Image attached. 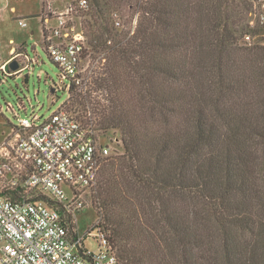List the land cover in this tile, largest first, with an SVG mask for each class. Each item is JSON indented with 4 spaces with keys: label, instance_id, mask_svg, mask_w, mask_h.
Listing matches in <instances>:
<instances>
[{
    "label": "trees",
    "instance_id": "1",
    "mask_svg": "<svg viewBox=\"0 0 264 264\" xmlns=\"http://www.w3.org/2000/svg\"><path fill=\"white\" fill-rule=\"evenodd\" d=\"M92 3V62L79 84L64 77L62 105L120 145L87 194L88 231L120 264H264V46L240 43L262 28L246 22L251 4ZM108 6L137 13L133 30Z\"/></svg>",
    "mask_w": 264,
    "mask_h": 264
},
{
    "label": "built area",
    "instance_id": "2",
    "mask_svg": "<svg viewBox=\"0 0 264 264\" xmlns=\"http://www.w3.org/2000/svg\"><path fill=\"white\" fill-rule=\"evenodd\" d=\"M54 1L42 0L43 43L61 75L79 84L86 38L74 15L89 1L58 0L61 11ZM248 2L263 25L264 0ZM244 39L251 44L250 34ZM14 117L10 136L0 143V264H120L107 237L96 228L81 236L76 218L103 164L119 152V137L110 139L111 149L102 132L80 124L63 105L40 123L35 115ZM88 237L97 243L94 252L85 245Z\"/></svg>",
    "mask_w": 264,
    "mask_h": 264
},
{
    "label": "rangeland",
    "instance_id": "3",
    "mask_svg": "<svg viewBox=\"0 0 264 264\" xmlns=\"http://www.w3.org/2000/svg\"><path fill=\"white\" fill-rule=\"evenodd\" d=\"M65 1V0H64ZM89 9L84 12H77L74 16V21L81 24L83 34L86 27L93 26L96 19L101 18V15L96 13L93 7L92 0H88ZM58 0L53 2V7L59 11L63 10V7L57 6ZM14 5L17 10L16 13L10 11L9 6ZM42 0H2L4 7L0 15V60L1 64L5 63V59L9 57L8 48L9 39H14L16 47H19L18 43L23 42L25 49V55L28 60H32L31 63H26L27 68L19 75L12 77L11 70H8V66L4 67L0 75V79L6 77L5 81L0 80V143H2L11 134V125L15 124L16 119L14 115L19 117H41L37 123H40L44 119L48 118L60 105H62L67 99V90L65 87L69 84V81L60 75L57 66L51 62L45 51L43 44L41 43L43 33L42 24L40 18V11ZM109 5L110 2H109ZM111 8V9H110ZM114 7L108 6L107 10H103L106 16L116 20L124 25V19L127 21L131 18L128 16L130 10L126 9L122 12H112ZM123 15H121V14ZM261 12H252L247 16V23L252 28L256 22L262 28L256 35H252L251 45H263L264 44V24L260 22ZM137 13H135L131 23L125 26L133 30L136 24ZM25 22L26 27H21L18 22ZM129 21V22H130ZM55 19H51L49 22L50 27L55 26ZM120 27V28H121ZM34 32L33 36L32 33ZM85 36V35H84ZM86 38V37H85ZM240 43H249L243 38ZM22 48V47H21ZM24 51V50H22ZM15 51L12 56L15 55ZM20 55V54H19ZM17 56L19 61H23V56ZM92 57L83 58L80 69L81 78L87 73L89 66L92 62ZM29 62V61H28ZM93 68V67H92ZM6 72V73H4ZM11 106V107H10ZM105 138L103 142L108 144L111 149L116 147L114 142H110V139L119 135V131L115 129H107L103 133ZM77 227L80 235H85L88 229L97 221L96 214L92 207L87 205L82 211L76 214ZM86 238V237H85ZM85 245L87 249L94 252L97 249L96 241L88 237Z\"/></svg>",
    "mask_w": 264,
    "mask_h": 264
},
{
    "label": "crops",
    "instance_id": "4",
    "mask_svg": "<svg viewBox=\"0 0 264 264\" xmlns=\"http://www.w3.org/2000/svg\"><path fill=\"white\" fill-rule=\"evenodd\" d=\"M61 4H62V1H58L57 6L61 7ZM0 5H2V1L0 2ZM9 8H10V11H12V13H13V11H14V13H16L17 8L14 5L9 6ZM3 9H6V8L0 7V15H1ZM41 9H42V5H41ZM41 13H42V10L40 11V14H39L40 18H41ZM42 33H43V26H42ZM33 34H34V32L32 33V36H33ZM42 42H43V37H42L41 43ZM14 43H15L14 39L10 38L9 39V44H11V46L8 48L9 57L5 59L6 61L4 63L5 66L6 65L8 66V70H11V74L13 76L21 74V72L27 68V64L26 63H29L28 61H30V60H28V59H26L24 57H23L24 60L22 62L18 60V57H17L18 55L17 54H20L21 56H24L26 54L25 53V49L23 48L24 43L23 42L18 43L19 45H17V46H19V47H16L15 45H13ZM13 50H15L16 54L12 56V54H13L12 51ZM22 50H24V51H22ZM31 62H32V60H31ZM11 63H14L15 69H11L10 68L9 65ZM1 73H2V70L0 68V75H1Z\"/></svg>",
    "mask_w": 264,
    "mask_h": 264
},
{
    "label": "water",
    "instance_id": "5",
    "mask_svg": "<svg viewBox=\"0 0 264 264\" xmlns=\"http://www.w3.org/2000/svg\"><path fill=\"white\" fill-rule=\"evenodd\" d=\"M9 66L11 69H15L14 63H11Z\"/></svg>",
    "mask_w": 264,
    "mask_h": 264
},
{
    "label": "bare ground",
    "instance_id": "6",
    "mask_svg": "<svg viewBox=\"0 0 264 264\" xmlns=\"http://www.w3.org/2000/svg\"><path fill=\"white\" fill-rule=\"evenodd\" d=\"M90 228H91V227H90ZM90 228H89V229H90ZM89 229H88V230H89ZM87 232H89V231H87Z\"/></svg>",
    "mask_w": 264,
    "mask_h": 264
}]
</instances>
